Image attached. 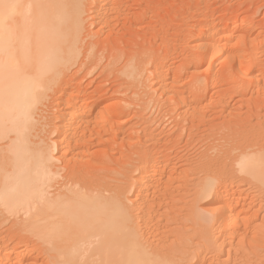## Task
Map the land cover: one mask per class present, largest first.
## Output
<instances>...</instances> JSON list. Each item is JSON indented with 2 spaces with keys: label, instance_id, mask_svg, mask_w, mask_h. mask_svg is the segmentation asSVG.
<instances>
[{
  "label": "rangeland",
  "instance_id": "374dc122",
  "mask_svg": "<svg viewBox=\"0 0 264 264\" xmlns=\"http://www.w3.org/2000/svg\"><path fill=\"white\" fill-rule=\"evenodd\" d=\"M131 7L133 10L125 12L119 22L117 19L105 30L107 34L87 41L102 43L108 37L124 39L126 43L122 44L126 48L140 54L145 52L137 58L161 62L156 67L147 64L136 71L105 62L89 68L74 65L65 71L61 83L55 84L49 92L45 109L42 108L43 128L47 129L44 135L56 149L53 155L58 157L56 166L62 171L60 176L67 175L70 166L83 164L84 176L90 181L114 188L129 185L127 193L124 192L122 209L126 210L129 204L135 214L131 225L144 235V243L154 254L156 264H264V187L244 177L236 170L238 165L232 162L236 169L231 164L224 166L229 177L220 180L223 185L220 181L216 184L220 189L229 185V192L226 193L224 187L221 191L216 188L205 200L199 197L205 179L218 170L223 156L235 154L233 145L212 160L201 158L218 138L228 133L222 124L232 122L233 118V123L244 122L252 115L249 117L252 121H246V128H240L244 130L242 138L248 141L252 140L248 135L251 129L264 126V0H145ZM90 8L94 10L92 5L87 10ZM206 26L232 27L230 35L234 34L230 40L218 44L223 51L213 61H205L197 46L204 31L207 32ZM87 30L96 32L97 28L92 26ZM90 48L93 47L82 49L81 55H86ZM162 72L165 77L158 78ZM193 78L203 81L201 86L206 88L197 91L198 87L193 86L190 90L189 82ZM84 92L87 93L84 95ZM196 95L204 97L201 103H197ZM73 98L79 100L75 102L77 106L74 105L77 108L101 116L94 119L91 128L78 135L83 139L77 144L76 140H71L73 135L62 132L67 119L65 111L68 105L73 107ZM196 113L203 115L195 119L197 121L193 117L198 115H192ZM186 118L194 120L195 125ZM245 132L249 133L243 134ZM261 139L264 143V137ZM66 141H70L69 145ZM63 143L64 150L60 147ZM212 151L208 152L216 154ZM144 158L157 166L156 181L152 182L153 186H145L146 190L144 187L145 193L143 187L142 190L138 187L147 162ZM62 178L56 179L58 185L54 182L53 186L58 187ZM220 197L223 202L232 200L236 208L232 215L233 226L228 229H220L212 214L221 206ZM141 198L148 202L144 200L143 204ZM142 206L144 209L140 208ZM144 212L148 217L143 216ZM6 215L0 213V264L58 263L55 253L43 252L45 245L31 235L28 228L15 226L13 217L7 215L10 217L7 220Z\"/></svg>",
  "mask_w": 264,
  "mask_h": 264
},
{
  "label": "bare ground",
  "instance_id": "6f19581e",
  "mask_svg": "<svg viewBox=\"0 0 264 264\" xmlns=\"http://www.w3.org/2000/svg\"><path fill=\"white\" fill-rule=\"evenodd\" d=\"M91 1L0 0V213H7L13 217L12 223L15 226L20 224L28 228L30 234L45 245L43 252L55 253L57 264H156L154 254L144 243V235L140 234L139 228H133L131 225L135 214L130 211L129 204L127 203L126 210L122 209L127 186L118 185L114 188V186H102L95 180L90 181L84 176L86 168L82 166L83 164L70 166L67 175L62 178L59 174L62 171L60 172L56 166L58 157L53 155V151L56 149H53V145L47 141L45 136L47 129H44L45 126L43 128L44 110L42 108L45 109L49 92L52 91L55 84L61 83L65 71L72 66L79 65L82 68H89V66L105 62L114 66L120 65L121 69L128 67L136 71L144 69L147 64L156 67L157 63L161 62L156 59L137 58L145 55V52L142 51L140 54L137 50L126 48L122 44L126 43L124 39L108 37V40L102 43L100 40L95 43L87 41V39L95 40L97 36L104 34L105 30L112 27L117 19L119 22L120 17L132 9V4L145 3V0ZM91 5L94 10L90 8L93 11L90 15L91 10L88 9V11L87 8ZM88 22L89 24H87ZM92 26L97 28L96 32L87 30ZM204 28L207 29V32L202 29L205 33L199 41L201 43L197 44L198 50L205 61H209V59L213 61L223 51L218 44L221 41L224 42L225 39L233 38L234 34L230 35L233 30L230 31L232 27L218 29L206 26ZM209 40L212 42H208ZM102 44L104 45L101 46ZM90 46L93 48H90L91 50L86 55L84 53L81 55V52L86 51ZM82 49L84 50L82 51ZM81 56L85 58L81 59ZM157 56L159 57V55ZM157 60L159 59L157 58ZM160 60H162L161 57ZM152 77L155 78V75ZM152 77L148 76V78ZM164 77L165 72H162L158 78L163 79ZM202 82L200 79H191L190 90L193 86H197V91H202L206 88L201 86ZM86 93L84 92V95ZM201 97L196 95L197 103L202 102L204 97ZM77 100L76 98L71 99L74 102L73 107L72 104H67L71 107L70 110L66 105L68 112L65 111L67 113L65 116L67 119L65 118V120L61 116V119L65 120L64 125L61 123L64 129L62 132L67 136L73 135L71 140H76L75 144L83 139V136L79 138L78 135H82L88 128H91L94 119L97 120L101 117L94 114L93 111L85 112L86 109L77 108L78 103H75ZM193 102L196 101L193 100ZM75 104L76 106H74ZM199 111L198 114H200ZM197 113L192 115H198ZM101 114L105 117V113L101 112ZM194 117V120L201 118L199 115ZM191 118H186V120L192 123L194 120L192 121ZM248 118L244 122L236 120L233 123L235 118L232 122L230 120V122H224L225 124L222 125H225L228 133L218 138V142L215 141L216 143H213L212 146L210 144V149L202 154L201 158L212 160L215 156L220 155L223 149H229L233 145L235 147V154H227L225 151L228 156L224 153L226 156L223 154L224 159L222 158L223 160L220 161L218 170H213L215 172L205 179L199 193L201 199L205 200L216 192L220 180H225L222 179L223 177H229L224 166L227 164L233 166L232 162L237 164L239 169H236L235 165L233 168L243 176L250 177L264 187V143L261 139L264 137V129H261L263 125H260V129H256L257 126H252L256 129H251L252 133L248 130L249 128L246 129L251 134L243 133L252 136V138L250 137L252 140L248 141V139L242 138L244 130L240 131V128H246V121L250 120ZM211 123L213 124V122ZM67 141L65 144L69 145L70 141ZM71 146L73 147L72 144ZM60 147L61 149L65 148V145ZM67 148L70 149V146ZM208 151L216 152V154H211ZM75 159L74 161H76ZM145 161L147 162L144 163L146 164L144 174L138 180V187L140 186L141 190L143 187V193H145V186L152 185V182L156 181L154 179L157 170L155 162L149 164V160ZM140 167L142 168V166ZM231 170L233 171V169ZM58 175L62 178V182L60 181L59 186L55 187L53 183L55 182L56 185V182H59L55 181L59 179V177L55 178ZM227 181L229 182V179ZM228 186H222L226 193L230 190V186ZM51 190L53 191L51 192ZM147 193L146 191V194H143L145 199L144 195ZM136 194L138 195V193ZM140 195L139 197H142ZM145 199L141 198L143 202ZM222 199L220 197L218 200L221 201V206L216 207L212 214L220 229H228L233 226L232 215L236 208L232 200L227 199L228 201L223 202ZM140 208L144 209L143 206ZM7 215L6 219L10 218ZM143 216H147L145 212Z\"/></svg>",
  "mask_w": 264,
  "mask_h": 264
}]
</instances>
